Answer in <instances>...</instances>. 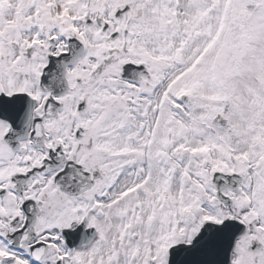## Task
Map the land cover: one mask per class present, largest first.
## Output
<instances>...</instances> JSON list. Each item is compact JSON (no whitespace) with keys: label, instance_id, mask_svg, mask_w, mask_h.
Here are the masks:
<instances>
[{"label":"snow or ice","instance_id":"obj_1","mask_svg":"<svg viewBox=\"0 0 264 264\" xmlns=\"http://www.w3.org/2000/svg\"><path fill=\"white\" fill-rule=\"evenodd\" d=\"M0 264H264V0H0Z\"/></svg>","mask_w":264,"mask_h":264}]
</instances>
